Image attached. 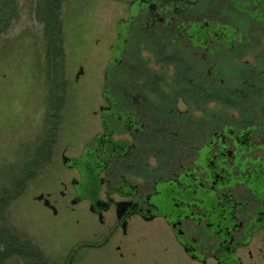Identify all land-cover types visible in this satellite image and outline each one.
Instances as JSON below:
<instances>
[{
    "label": "flooded vegetation",
    "instance_id": "obj_1",
    "mask_svg": "<svg viewBox=\"0 0 264 264\" xmlns=\"http://www.w3.org/2000/svg\"><path fill=\"white\" fill-rule=\"evenodd\" d=\"M106 79L102 131L63 164L78 175L73 210L113 225L72 254L136 219L196 262L242 264L264 229V0H131Z\"/></svg>",
    "mask_w": 264,
    "mask_h": 264
},
{
    "label": "rangeland",
    "instance_id": "obj_2",
    "mask_svg": "<svg viewBox=\"0 0 264 264\" xmlns=\"http://www.w3.org/2000/svg\"><path fill=\"white\" fill-rule=\"evenodd\" d=\"M0 1V229L5 241L24 248L6 264H201L162 224L136 219L127 236L118 232L106 248L72 254L83 242H102L113 225L109 214L102 228L85 204L73 210L70 182L78 175L64 166L63 155L78 157L102 131L94 111L104 103L100 94L108 84L116 29L131 0H58L62 55L48 48L45 37L50 6ZM48 193L57 215L36 199ZM236 256L242 264H264V229Z\"/></svg>",
    "mask_w": 264,
    "mask_h": 264
},
{
    "label": "trees",
    "instance_id": "obj_3",
    "mask_svg": "<svg viewBox=\"0 0 264 264\" xmlns=\"http://www.w3.org/2000/svg\"><path fill=\"white\" fill-rule=\"evenodd\" d=\"M44 1V8L46 9L47 6H50V9H46V23H45V37L47 40L48 48L55 52L56 55H62V30L59 24V18L57 14L58 0H43ZM52 1V2H51ZM1 2V1H0ZM43 8V9H44ZM45 150L39 152L38 155H43ZM33 159L28 163L30 165L33 163ZM32 165L29 166L31 168ZM4 231L0 229V245L4 244V249L0 250V264H6V261L10 259L14 254H24V248L20 247L17 244V241L13 240H4Z\"/></svg>",
    "mask_w": 264,
    "mask_h": 264
},
{
    "label": "water",
    "instance_id": "obj_4",
    "mask_svg": "<svg viewBox=\"0 0 264 264\" xmlns=\"http://www.w3.org/2000/svg\"><path fill=\"white\" fill-rule=\"evenodd\" d=\"M83 73H84V70H83V68H81L80 72L77 75V78H79ZM68 160H69L68 158H66V157L64 158L65 163ZM44 198H45V196L43 194H41L36 199H37V201H42ZM45 206H48V207L54 209L55 210V213L57 212L56 209H55V207L50 203V201L48 199H46V201H45Z\"/></svg>",
    "mask_w": 264,
    "mask_h": 264
}]
</instances>
